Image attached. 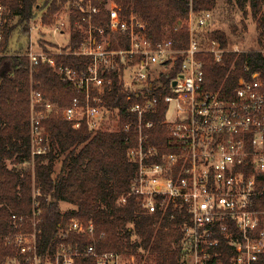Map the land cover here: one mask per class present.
<instances>
[{"label": "built area", "instance_id": "built-area-1", "mask_svg": "<svg viewBox=\"0 0 264 264\" xmlns=\"http://www.w3.org/2000/svg\"><path fill=\"white\" fill-rule=\"evenodd\" d=\"M93 1L74 4L80 12L74 22L81 37L77 44H69V6L67 23L57 21L51 26L52 46L35 48L26 42L17 53L27 58L30 70L46 63L60 81L79 92L68 105L60 106L31 85L32 155L47 151L42 122L53 115L71 122L73 128L85 126L91 132L120 129L128 144L127 156L136 165L130 194L148 214L170 207L186 215L181 229L190 264L217 262L222 241L231 264H264V207L260 202L264 192V86L259 72L240 78L230 96L204 88L200 55L210 53L218 62L223 52L237 48L222 47L216 39L201 42L199 34L211 31L206 28L211 11H193L192 0L188 16L172 30L184 26L188 33V44L181 49L174 48L170 36L159 40L148 36L140 15L123 13L114 0H104L106 21L96 20L99 7ZM260 2L264 11V0ZM10 17L9 9L0 3V56L15 53L3 42ZM63 26L68 36L62 43L54 37L66 33ZM178 55L183 56L180 71L168 88L162 82L153 83ZM66 56L77 57L79 65L57 60ZM115 89L129 92L126 101L133 100L126 108L133 117L127 116L122 124L119 107L105 102ZM160 101L167 105L161 124L167 131L164 146L168 151L163 152L148 144L147 133L154 127L147 115L156 113ZM111 116L114 130L106 122ZM11 222L14 229L5 236V245L12 248V254L0 264H152L132 248L100 249L91 220L71 218L42 247V212L35 199L27 213L12 214ZM69 233L93 242H70ZM103 237V233L98 236ZM134 241L139 238L132 235Z\"/></svg>", "mask_w": 264, "mask_h": 264}, {"label": "trees", "instance_id": "trees-1", "mask_svg": "<svg viewBox=\"0 0 264 264\" xmlns=\"http://www.w3.org/2000/svg\"><path fill=\"white\" fill-rule=\"evenodd\" d=\"M78 0H0L10 11L15 22L5 25L3 42L13 54L0 56V263L5 256L12 254V248L5 245V236L13 231L12 214L27 213L33 199L39 202L42 212V233L40 243L47 246L60 229L66 228L71 218L84 222L91 220L95 226V236L100 249L127 248L138 252V257L152 264H182L185 256L182 241V224L186 215L168 207L163 213L148 214L140 200L130 194V184L135 176L136 165L127 156L128 144L124 142V133L120 130L91 132L85 126L73 128L72 123L60 116H50L43 120L45 139L48 149L44 154L32 155L30 138V98L31 85L42 94L66 106L78 95V90L59 80L46 63H39L29 69L26 57L21 52L19 42L25 43L30 36V24L41 10L40 19L44 24L54 23V14L63 4L70 6L71 35L70 45L80 41L74 22L80 12L74 4ZM123 13L130 11L140 15L146 22V33L154 40L165 37L174 39V48H185L188 33L184 26L172 31L176 25L188 16L190 0H114ZM99 7L98 21H106L103 8L104 0H94ZM216 0H192V9L213 10ZM243 9L249 5L254 16L260 13L258 27L260 40L264 48V11L260 0H237ZM261 11V12H260ZM17 44H12V38ZM201 42L207 44L216 39L222 47H227V34L221 30H211L199 34ZM203 61L205 89L218 91L226 97L232 94L240 78L248 79L252 72H259L264 86V51L250 50L242 52L225 51L220 61H214L213 55H200ZM67 64L79 65L74 56L57 58ZM183 56L178 55L164 72H160L153 83L162 82L167 88L180 71ZM114 77V73L111 72ZM129 92L120 93L118 89L105 97L111 107H119L120 124L127 120L126 108L132 99L126 101ZM167 105L160 101L157 111L148 114L154 121V127L147 130L148 144L159 151H168L164 146L167 131L161 124ZM10 162V165L6 163ZM59 163L56 170L55 164ZM32 164V166H30ZM124 199V200H123ZM73 207L64 212L60 203ZM264 207V192L261 195ZM103 233V238L98 236ZM138 241L131 243V236ZM67 240L92 243L88 238L80 239L69 233ZM141 248L144 253H140ZM219 260L212 264H231L230 252L223 241ZM264 263V259L262 260ZM82 264V263H77ZM184 264V263H183Z\"/></svg>", "mask_w": 264, "mask_h": 264}, {"label": "rangeland", "instance_id": "rangeland-1", "mask_svg": "<svg viewBox=\"0 0 264 264\" xmlns=\"http://www.w3.org/2000/svg\"><path fill=\"white\" fill-rule=\"evenodd\" d=\"M58 1V0H57ZM216 7L211 10V17L208 20L206 28L210 30H221L227 34L228 37V45L227 47L232 50V48L236 47V52L242 51H250V50H262L264 48L261 44H259L260 38V29L258 27V18L260 13L254 16L250 10L249 5L245 7L246 14H243V9H240L237 5V0H216ZM262 11V9H261ZM260 11V12H261ZM41 10H38L37 17L35 20L31 21L30 24V36L28 38V43H32L35 48H49L52 46L53 36L51 33V26L55 24V22H65L68 21L69 16V4H63L61 8L54 14V23L50 25H46L41 21L40 14ZM15 22V17H10L8 19V24ZM66 27L63 26V29ZM67 32L64 35L56 34L54 37L59 42H64L67 38ZM12 44H17V38H12ZM20 43V42H19ZM26 44V42H25ZM156 70L160 68L155 67ZM171 107V106H170ZM172 114V107L169 108V115ZM114 116V115H112ZM107 119L108 127L115 129L113 117ZM8 165H10L9 161H6ZM32 166V164H30ZM59 167V163L55 164L56 170ZM73 206L69 203L61 202L60 209L62 212L71 209ZM140 253H144L141 248H138ZM190 259L186 256L183 257L182 264H190Z\"/></svg>", "mask_w": 264, "mask_h": 264}, {"label": "water", "instance_id": "water-1", "mask_svg": "<svg viewBox=\"0 0 264 264\" xmlns=\"http://www.w3.org/2000/svg\"><path fill=\"white\" fill-rule=\"evenodd\" d=\"M21 46H22V44H21V42L19 43V48H21Z\"/></svg>", "mask_w": 264, "mask_h": 264}]
</instances>
